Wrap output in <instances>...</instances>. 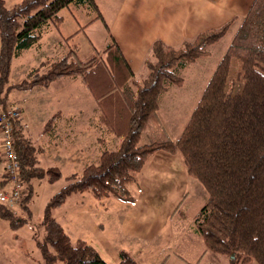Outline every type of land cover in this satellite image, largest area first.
<instances>
[{
    "label": "trees",
    "instance_id": "obj_1",
    "mask_svg": "<svg viewBox=\"0 0 264 264\" xmlns=\"http://www.w3.org/2000/svg\"><path fill=\"white\" fill-rule=\"evenodd\" d=\"M72 4L96 11V19L101 18L109 29L96 0H21L10 7L0 0V107L8 106L13 91L49 87L63 77L80 78L98 103L101 125L122 138L119 148L109 149L106 137H101L99 163H85L80 173L67 176V183L48 200L41 219L45 232L42 238L35 234L41 264H111L92 243L73 240L54 216V209L75 192L134 202L131 185L138 182L147 159L158 150L180 153L187 171L208 191L195 217L207 250L229 255L230 264L251 260L264 264V0H255L244 16L180 136L156 137L146 143L140 141L153 123L162 95L183 83L180 69L208 54L233 20L177 46L155 40L145 59L148 73L143 79L136 78L113 36L103 49L94 46L92 54L83 59L78 46L68 43L72 35L65 39L67 50L61 56L46 58L22 81L10 83L14 59L40 42L47 25L60 28L64 21L61 11ZM55 121L56 115L45 130L54 128ZM13 128L25 185L19 205L27 216L1 202L0 217L16 231L34 216L30 206L33 180L55 182L63 172L56 165H40L38 155L45 149L26 134L21 119L14 121ZM7 184L5 178L0 187ZM166 260L164 257L158 264ZM118 264L139 262L121 250Z\"/></svg>",
    "mask_w": 264,
    "mask_h": 264
},
{
    "label": "crops",
    "instance_id": "obj_2",
    "mask_svg": "<svg viewBox=\"0 0 264 264\" xmlns=\"http://www.w3.org/2000/svg\"><path fill=\"white\" fill-rule=\"evenodd\" d=\"M254 1L255 0H96L109 25V29L106 28L101 18L96 19V11L79 4H72L68 8L70 12L69 17L71 18L70 23L68 22L64 10H62L61 13L64 16V21L60 28L51 24L47 25L43 30L42 39L34 46H36L37 49L48 46L53 53H57L55 55L61 56V54L67 50L65 39L69 36L73 35L68 43L78 46L79 36L86 33L89 42L98 49H100L99 47L102 45L101 49H103L107 43L112 40L113 36L134 70L136 78H138V72L146 73L145 75L147 76L148 69L145 64V59L150 54L152 44L155 40L161 39L169 45L177 46L184 40L195 38L202 31L221 27L230 20H233L231 26L237 24L238 30L244 16L248 13ZM80 16L82 17L81 19ZM68 26L71 28L70 32L65 31V28ZM219 42L220 40L215 44H219ZM34 46L27 50L30 51ZM227 48L224 50L222 57ZM27 50L19 57L25 54ZM55 55H48L46 58H55ZM31 57L32 55H30V59ZM17 58L18 57L14 59L13 65ZM46 58L39 60L38 65ZM188 65H191V63ZM183 78L182 84L171 86L163 95L168 94L174 88H181V85L186 84V77ZM74 80L76 79L72 77H63L53 81L49 87L37 86L30 90L13 91L10 97H12L13 102L22 109L23 115L21 121L25 125L26 134L30 138L33 139V134L30 131L33 128L34 118L44 123L41 140L45 144L39 146L44 147L45 150L38 155L40 165L44 168L56 165L62 172H64L63 168L65 165L77 166L73 171L80 173L85 163H99L100 161L102 146L100 141L101 137L95 135V130L93 129L103 130L102 128H104L107 133V143L109 145L111 140L114 144V149L119 148L122 138L117 136V138L115 137L114 139L112 137L113 134L108 133L106 128L101 125L99 120L100 108L97 113L96 122L92 123V128L85 124H82L80 128L77 129L72 127L73 124L70 123V116H72L75 111H77V114H82L83 112V93L82 100H79V95L77 93H67L66 104L63 108L59 109L55 105V100H57L58 97L51 91V88L58 82L72 83L75 82ZM10 83H12L11 80ZM163 95L161 98H163ZM43 115L48 117L47 120H44L46 118ZM54 115H56L55 127L45 130L46 123ZM65 118L66 125L61 132V135L64 137L61 138L57 135L56 131L59 128L60 122H63ZM153 123H157L156 118H154ZM94 125H96V127ZM179 136H170L168 138L175 139ZM43 160L49 161V164L44 165ZM135 184L136 186L132 188L136 196L134 202H124L116 197L110 196L97 199L100 205L97 203H95L94 206L91 205V209L97 212H99L101 208L105 210L99 215L103 220L98 221L97 225L108 227L112 232L117 231L122 237L131 235V238L135 240L130 246L136 254L146 249V241H150L149 237L167 234L169 232L172 233L170 229H167L168 220L171 222L176 218L177 211L180 208H192L191 213L194 215L193 228L194 231L199 233L195 217L206 201L208 191L197 177L191 175L187 171L180 153H171L165 150L154 152L150 155L145 166L139 172L138 182ZM198 206L200 207L199 210L195 211V207ZM81 210L84 217L90 218V216L86 214V205H83ZM92 215H95V212H92ZM96 221L97 220L93 221V228H95ZM66 231L73 240L78 239L73 238L67 229ZM102 231L96 230L92 236H89L90 239H83L92 243L105 258L103 251L106 250V246L105 242H103ZM164 248L165 247L160 249L164 254L159 262L164 257H167L165 264H195L194 261L185 260L177 254L167 253L166 255ZM205 248H207L206 244L202 250V256L204 251H206ZM121 250H126L131 253L127 248H121L119 250L117 264L120 261ZM197 259V261H199V256Z\"/></svg>",
    "mask_w": 264,
    "mask_h": 264
},
{
    "label": "rangeland",
    "instance_id": "obj_3",
    "mask_svg": "<svg viewBox=\"0 0 264 264\" xmlns=\"http://www.w3.org/2000/svg\"><path fill=\"white\" fill-rule=\"evenodd\" d=\"M20 0H6V4L10 7L15 2ZM64 13L70 23L69 9H64ZM82 17L80 16V19ZM102 25V24H101ZM69 26L65 28L66 32H70ZM237 30V24L230 27L227 34L222 38L219 44H213L210 47V52L201 58H199L195 64L188 65L186 68L180 69V74L186 77L187 83L181 85V88H174L168 94L163 95L160 100L159 110L155 113L154 118L157 119V123H152L150 127L142 135L141 143L148 142L149 140L162 137L167 138L170 136H179L186 121L200 99L202 92L214 72L218 62L220 61L224 50L229 46ZM103 46V45H102ZM102 46L99 48L101 49ZM94 49V45L89 42L86 37V33L79 36L78 39V52L79 56L83 59L88 58ZM29 51V50H27ZM26 51V52H27ZM23 54L15 60V64L12 66L10 74V80L12 83H18L26 76V72L33 66L38 65V61L42 58H46L48 55L52 56L57 53H53L48 46L42 49H37L36 46L29 52ZM63 54V53H62ZM61 54V55H62ZM30 55H32L30 59ZM60 56V55H55ZM146 73L138 72V78L145 77ZM71 79V78H70ZM71 81V80H70ZM75 82H58L51 88L53 93L58 97L55 100L57 108L61 109L66 104L67 93L78 94L79 100H82L83 93V112L77 114V111L70 116V120L74 129L80 128L82 124L92 128V123L97 120V113L99 107L91 91L85 86L80 78L74 80ZM12 95V92L10 93ZM9 104L16 105L13 102L12 97L9 96ZM17 106V105H16ZM19 107V106H18ZM20 108V107H19ZM21 109V108H20ZM0 110L2 108L0 107ZM22 110V109H21ZM23 113V112H22ZM68 115V114H67ZM47 120L48 117L43 115ZM43 117V118H44ZM45 122V121H44ZM66 125V118L63 122H60L59 128L56 133L59 137L63 128ZM96 127V125H94ZM44 123L34 118L33 128L30 131L33 134V139L36 144L44 145L41 140L43 134ZM95 130V135L99 137H106L107 133L105 129ZM149 132V135H148ZM65 134V133H64ZM71 135V134H70ZM114 139L115 136H112ZM102 147V146H101ZM110 149H114V144L110 140L108 145ZM3 147H2V134L0 133V181L6 178L4 170L3 160ZM44 165H48L49 161L43 160ZM74 168V169H73ZM77 166H67L63 168V177L55 182L48 181L47 178L34 179V193L30 201V206L33 211V218L30 223L25 224L18 230H13L9 226V222L0 217V264H41L43 261L41 251L37 245L35 234L40 238L43 237L44 227L41 224L46 204L50 197L55 194L62 186L67 183L66 177L74 172ZM82 168V167H81ZM136 184H132L131 188H134ZM11 189L10 184L5 187H0V203L1 197L4 191L9 194ZM25 192V189L23 190ZM97 203L100 205L91 192H75L69 196L66 202L58 208L54 209V216L63 224V226L69 231L73 238H89L96 230L102 231V237L105 242L106 250H104L105 258L111 264H117L119 257V250L121 248H127L132 255L137 259L140 264H157L162 258L163 254L160 250L165 247V254H177L185 260L194 261L195 264H230V256L213 252L211 250L204 251L202 256V250L205 247L204 241L201 235L194 231V215L191 213L192 208H180L177 211L176 218L171 222L168 220V227L172 233L155 235L149 237L150 241H146V249L136 254L130 244L134 243L135 239L131 238V235L123 236L117 231L112 232L108 227L103 225H97L98 221H102V217H99L103 213L104 208L99 209V212L91 209V205ZM201 203V202H200ZM20 202L10 207L16 211L22 217H26V213L20 208ZM86 205V214L90 218H86L82 215V207ZM201 206V205H200ZM199 206L195 207V211L199 210ZM95 212V215H92ZM95 228H93V221ZM93 238V237H92ZM75 240V239H74ZM110 247V248H109ZM199 256V261H197ZM189 262V261H188ZM172 264V263H171ZM245 264H258L255 260L246 262Z\"/></svg>",
    "mask_w": 264,
    "mask_h": 264
},
{
    "label": "built area",
    "instance_id": "obj_4",
    "mask_svg": "<svg viewBox=\"0 0 264 264\" xmlns=\"http://www.w3.org/2000/svg\"><path fill=\"white\" fill-rule=\"evenodd\" d=\"M22 115V110L13 104H8L6 108L0 110L4 170L6 179L11 187L9 194L6 191L3 192L1 200L7 206L20 202L25 189L24 181L21 178L20 161L14 148L15 137L13 128L14 121L21 119Z\"/></svg>",
    "mask_w": 264,
    "mask_h": 264
},
{
    "label": "water",
    "instance_id": "obj_5",
    "mask_svg": "<svg viewBox=\"0 0 264 264\" xmlns=\"http://www.w3.org/2000/svg\"><path fill=\"white\" fill-rule=\"evenodd\" d=\"M232 257H234L235 256V254L234 253H232V255H231Z\"/></svg>",
    "mask_w": 264,
    "mask_h": 264
}]
</instances>
